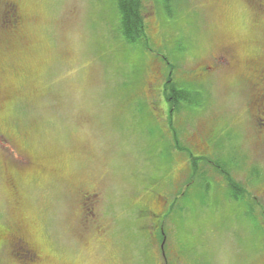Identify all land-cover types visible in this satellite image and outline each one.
I'll list each match as a JSON object with an SVG mask.
<instances>
[{
	"label": "rangeland",
	"instance_id": "obj_1",
	"mask_svg": "<svg viewBox=\"0 0 264 264\" xmlns=\"http://www.w3.org/2000/svg\"><path fill=\"white\" fill-rule=\"evenodd\" d=\"M8 1L23 19L10 29L0 11V264H264L255 83L246 111L213 117L216 76L198 75L229 37L254 53L264 16L254 25L242 0H175L169 14L157 0L144 46L121 34L116 0ZM170 71L204 87L201 109L171 116ZM190 151L230 176L200 164L189 182ZM228 180L244 198L229 199Z\"/></svg>",
	"mask_w": 264,
	"mask_h": 264
},
{
	"label": "flooded vegetation",
	"instance_id": "obj_2",
	"mask_svg": "<svg viewBox=\"0 0 264 264\" xmlns=\"http://www.w3.org/2000/svg\"><path fill=\"white\" fill-rule=\"evenodd\" d=\"M242 2H244L246 6L252 7L253 10H255L253 23L256 25L259 18L264 16V0H242ZM4 7H9L8 13L10 16V29L16 31L19 30L23 19L21 13L19 12L20 5L8 0H0V11ZM245 41L241 45L237 40L229 37L222 45V48L218 52H215V55H210L209 64L200 65L198 75L202 77L216 76L221 73L223 69H226L233 75V77L241 76L246 77L248 81L249 79H252L264 82V44L259 41V38L256 39V36H253L250 39V44L255 45L253 50L254 53L244 56L243 53L245 48L249 44L248 40L246 42ZM253 87L257 93L254 105L258 108L259 127L264 130V93L258 90L256 83ZM203 88V86L202 88L197 87L196 91L201 93L205 91ZM196 109L199 110L201 108L196 107ZM222 172L223 175L229 174L228 170ZM15 235L17 236H14L13 246L16 247L18 244H23L24 248L22 250L25 252L23 256L28 257L29 259L31 258L32 262L36 261L38 258L36 249L27 244L23 237L18 234ZM17 255L19 256V259L23 258L22 254L18 253Z\"/></svg>",
	"mask_w": 264,
	"mask_h": 264
},
{
	"label": "trees",
	"instance_id": "obj_3",
	"mask_svg": "<svg viewBox=\"0 0 264 264\" xmlns=\"http://www.w3.org/2000/svg\"><path fill=\"white\" fill-rule=\"evenodd\" d=\"M175 0H162V6L166 13H171V6ZM143 0H116L117 12L119 15V30L124 36L128 43H141L144 46H147L149 42V36L147 34V23L145 18V12L140 10ZM173 72V69H171ZM172 72L170 71V76L166 85V95L167 101L170 108L171 116H173L177 111H180L183 107H196L202 103V93L197 92L196 90H190L189 88H183L179 86L172 79ZM174 136L176 131L173 130ZM176 140V138H175ZM175 147H178L180 151H183L185 148L181 147L179 142L176 143ZM192 155V151H190ZM193 160V174L189 182L195 181L197 177V172L200 164H210L218 174H223L222 167L220 163L207 159L206 157H194ZM225 165V164H224ZM224 168V167H223ZM225 169V168H224ZM227 170V168L225 169ZM198 174L199 178H204L203 175ZM230 176L227 174L226 177ZM227 179V178H226ZM229 181V180H228ZM230 187V200L239 201L241 198H244L245 188L242 184L229 181ZM166 264V257H164Z\"/></svg>",
	"mask_w": 264,
	"mask_h": 264
},
{
	"label": "clouds",
	"instance_id": "obj_4",
	"mask_svg": "<svg viewBox=\"0 0 264 264\" xmlns=\"http://www.w3.org/2000/svg\"><path fill=\"white\" fill-rule=\"evenodd\" d=\"M159 3H162V0H159ZM155 6H158L157 0H145L140 6V10L147 12ZM205 55H215L214 49L210 46ZM222 77L223 74L219 73L215 77V82H209L206 85L213 98L212 106L209 109V114L213 117L223 115L226 111L231 113L238 110L246 111L252 92V83H256L258 90L264 93V82L255 80L249 82L246 77L235 76L230 82V86L225 87ZM260 135L264 140V131H261Z\"/></svg>",
	"mask_w": 264,
	"mask_h": 264
}]
</instances>
